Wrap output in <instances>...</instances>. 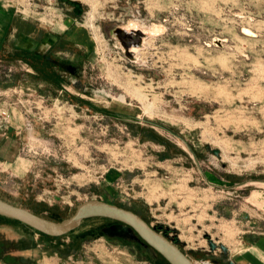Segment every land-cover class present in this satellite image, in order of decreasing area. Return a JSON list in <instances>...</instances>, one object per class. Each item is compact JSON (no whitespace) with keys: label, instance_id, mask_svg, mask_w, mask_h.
I'll return each instance as SVG.
<instances>
[{"label":"rangeland","instance_id":"374dc122","mask_svg":"<svg viewBox=\"0 0 264 264\" xmlns=\"http://www.w3.org/2000/svg\"><path fill=\"white\" fill-rule=\"evenodd\" d=\"M132 20L164 26L137 61L112 34ZM11 140L4 200L60 221L102 199L139 210L196 263L234 264L239 236L264 237V193L248 199L257 210L226 179L264 175V0H0ZM0 264L170 263L112 219L50 237L0 216Z\"/></svg>","mask_w":264,"mask_h":264},{"label":"water","instance_id":"95a60500","mask_svg":"<svg viewBox=\"0 0 264 264\" xmlns=\"http://www.w3.org/2000/svg\"><path fill=\"white\" fill-rule=\"evenodd\" d=\"M243 32L250 36L257 35L256 32L246 27L243 28ZM112 34L121 45L124 55L132 61L137 60L134 48H144L145 38L151 36L150 33L140 28H127L126 25L114 27ZM0 215L20 221L33 230L54 237L63 236L78 229L88 218L104 217L118 221L131 229L138 238L161 254L170 264H197L177 243L164 234L161 228L153 227L132 209L102 199L92 198L85 200L77 205L75 212L71 216L56 221L0 197Z\"/></svg>","mask_w":264,"mask_h":264},{"label":"crops","instance_id":"0c3cea01","mask_svg":"<svg viewBox=\"0 0 264 264\" xmlns=\"http://www.w3.org/2000/svg\"><path fill=\"white\" fill-rule=\"evenodd\" d=\"M16 75V74H15ZM14 74L12 76H15ZM30 76V74H29ZM12 142H1L0 143V156L3 159H10L14 155V152L17 151V146L14 143V140H11ZM7 157V158H4ZM202 172V171H201ZM258 171L253 172H246L242 177L240 176H230L227 175V186L229 188L232 187L233 184H241L244 187V190L241 192L244 194V197L246 198V202H248L249 205H252L257 210H262L261 208V202L258 201H251L248 200L249 198H253L256 192L264 193V175L263 174H257ZM219 177H221L218 174ZM224 181V180H223ZM223 183V182H222ZM229 204V203H228ZM199 206L198 203H192L190 207L187 209L188 215H199L202 213V207ZM222 211V210H221ZM198 212V213H197ZM262 213H264V210H262ZM250 222V221H249ZM252 223V222H251ZM202 225V224H200ZM203 226V225H202ZM252 233V231H248ZM246 233V232H245ZM240 241L238 243L239 247L238 250L233 252V263L234 264H264V237H256L252 238L251 236H239ZM223 260L217 258L216 264H225L222 262ZM200 264H213L210 261H203L199 262ZM228 264V263H227Z\"/></svg>","mask_w":264,"mask_h":264},{"label":"bare ground","instance_id":"6f19581e","mask_svg":"<svg viewBox=\"0 0 264 264\" xmlns=\"http://www.w3.org/2000/svg\"><path fill=\"white\" fill-rule=\"evenodd\" d=\"M127 28H140L143 31H146L147 33H150L151 36H149L148 38H145V43L148 41L149 38L153 37L154 35H157L158 33L162 32L164 30V26H162L161 24H157L156 26L150 27V28H141L140 24L136 21H130L127 25ZM247 28V27H246ZM249 30L255 32L254 30L248 28ZM219 40V39H218ZM141 49L138 48H134V51L136 52L137 55V59H138V55ZM137 61V60H136Z\"/></svg>","mask_w":264,"mask_h":264},{"label":"trees","instance_id":"16d2710c","mask_svg":"<svg viewBox=\"0 0 264 264\" xmlns=\"http://www.w3.org/2000/svg\"><path fill=\"white\" fill-rule=\"evenodd\" d=\"M129 208V207H128ZM133 210V209H132ZM134 211H136V210H134ZM137 213H139V214H141L140 213V211L139 210H137L136 211ZM142 215V214H141ZM1 216V215H0ZM143 216V215H142ZM144 218V217H143ZM145 219V218H144ZM146 220V219H145ZM147 221V220H146ZM18 222H20V221H18ZM21 223V222H20ZM23 224V223H22ZM38 233H41V232H39V231H37ZM41 234H43V235H45V236H49V235H47V234H44V233H41ZM50 237H54V236H50ZM161 255V254H160ZM162 256V255H161ZM163 257V256H162ZM164 258V257H163ZM165 259V258H164ZM166 260V259H165ZM167 261V260H166ZM168 262V261H167ZM197 264H199L198 262H197Z\"/></svg>","mask_w":264,"mask_h":264},{"label":"built area","instance_id":"2783aa9c","mask_svg":"<svg viewBox=\"0 0 264 264\" xmlns=\"http://www.w3.org/2000/svg\"><path fill=\"white\" fill-rule=\"evenodd\" d=\"M5 113V112H4ZM6 114V113H5Z\"/></svg>","mask_w":264,"mask_h":264}]
</instances>
